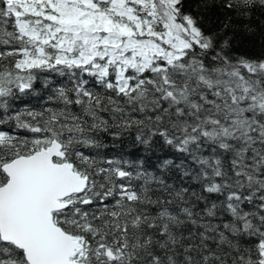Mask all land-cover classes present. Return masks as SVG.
Returning <instances> with one entry per match:
<instances>
[{"label":"snow or ice","instance_id":"obj_1","mask_svg":"<svg viewBox=\"0 0 264 264\" xmlns=\"http://www.w3.org/2000/svg\"><path fill=\"white\" fill-rule=\"evenodd\" d=\"M182 8L0 0V124L27 133L0 130V264H264V53ZM42 73L56 106L8 114ZM102 133L171 155L150 170Z\"/></svg>","mask_w":264,"mask_h":264},{"label":"trees","instance_id":"obj_2","mask_svg":"<svg viewBox=\"0 0 264 264\" xmlns=\"http://www.w3.org/2000/svg\"><path fill=\"white\" fill-rule=\"evenodd\" d=\"M228 0H183L182 11L190 13L198 18L199 26L206 34L221 33L230 36L232 51L248 57H259L264 53V7L255 6L249 15L241 16L233 9L225 7ZM53 82L45 87L44 76ZM66 83V77H60L55 73H42L40 78L33 85L34 90L26 91L24 94L17 93L15 96L7 98L9 109L8 114H12L14 109L33 108L40 110L42 107H55V101H49L48 96L52 94V89ZM98 91L102 90L99 85H92ZM4 112L0 109V114ZM0 130L10 131L13 134L24 136L27 133L22 129H15L14 122L0 124ZM101 138L108 145L103 151L109 156L123 155L130 161L135 162L137 158H144L145 167L150 170L157 163L158 157L171 155L167 147L158 146L155 152H145L143 146L134 144V137L125 133L117 139H113L107 133H102ZM171 182V181H169Z\"/></svg>","mask_w":264,"mask_h":264}]
</instances>
